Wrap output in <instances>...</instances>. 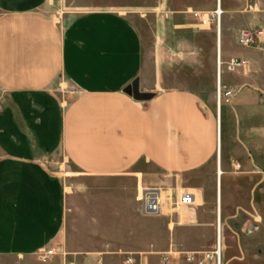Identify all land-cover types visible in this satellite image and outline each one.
Wrapping results in <instances>:
<instances>
[{
    "label": "crops",
    "instance_id": "crops-1",
    "mask_svg": "<svg viewBox=\"0 0 264 264\" xmlns=\"http://www.w3.org/2000/svg\"><path fill=\"white\" fill-rule=\"evenodd\" d=\"M53 2L0 0V257L27 259L64 241L66 172L96 180L131 174L140 190L172 186L176 194L187 178L210 166L217 191L218 164L223 191V176L231 173L223 153L253 169L245 153L251 157L257 150L253 137L259 130L250 122L264 117V43L242 48L239 34L264 29V0H186L179 7L172 0L168 28L155 27L150 40L140 27L144 20L123 9H93L63 19L53 14ZM218 8L219 36L215 24L205 29L192 15ZM228 31L236 38L230 44ZM197 35L203 45L194 40ZM170 38L172 59L177 45L188 57L172 70L166 58ZM210 45L215 97L194 89L193 76L185 72L202 63ZM232 59L246 64L229 72ZM62 80L71 90L65 97L57 91ZM219 81L235 91L220 106ZM135 82L150 100L125 93ZM141 165L152 171H141ZM195 195L193 207L203 201ZM188 210L195 223L200 212ZM94 255V264L99 259L105 264L106 253ZM128 255L133 264H151V254Z\"/></svg>",
    "mask_w": 264,
    "mask_h": 264
},
{
    "label": "rangeland",
    "instance_id": "rangeland-1",
    "mask_svg": "<svg viewBox=\"0 0 264 264\" xmlns=\"http://www.w3.org/2000/svg\"><path fill=\"white\" fill-rule=\"evenodd\" d=\"M187 1L200 4L205 0ZM184 2L186 0H174L178 7ZM51 8L55 16L63 19L66 14L93 9H123L134 15L135 19L144 20V25L141 22L140 27L146 31L149 40L151 30L155 27L167 29L169 17H172V0H54ZM63 19L62 25L65 24ZM229 24L231 27L234 25L232 20ZM168 33L172 36L171 32ZM171 38L166 58L172 70V64L177 68V64L188 57L181 45H177L178 55L172 59ZM194 40L198 45L205 42L200 35ZM234 41V33L228 31L225 42L230 44ZM211 45L208 53L203 54L202 63H195L197 67L189 71L191 74L185 72L187 76H193L189 83L194 89L215 97V57ZM57 91L65 97L70 95L71 90L62 80ZM249 125L259 130L258 137H253L257 140L256 153L251 157L245 153L253 169L247 165L237 166L223 153V162L230 167L231 173L223 176L221 240L217 216L213 214L215 209L217 214V191L213 189L216 176L212 174V166L201 174L187 178L179 192L188 191L199 195V198L202 195L203 201L199 200L192 207L193 211L200 212L195 223L190 222L189 208L170 205L161 217H142L139 211L142 184L135 175L96 180L78 178L66 172L70 199L64 241L27 259L0 257V264H64L65 260L94 264L96 253L107 254L105 264H125V255L140 253L151 254L148 255L149 262L160 264L161 256L171 252L174 253L172 264H186L184 253L213 251L218 239L223 248V264H264V117L258 116ZM244 140L248 141V137L244 136ZM139 169L147 173L152 171L146 165H141ZM224 171H227L226 168ZM149 178L152 179L151 176ZM165 188L172 194V186Z\"/></svg>",
    "mask_w": 264,
    "mask_h": 264
},
{
    "label": "built area",
    "instance_id": "built-area-1",
    "mask_svg": "<svg viewBox=\"0 0 264 264\" xmlns=\"http://www.w3.org/2000/svg\"><path fill=\"white\" fill-rule=\"evenodd\" d=\"M193 17L197 19L199 25L205 29H209L215 24L216 30L220 28L222 12L218 8L212 13L193 12ZM264 43V29H245L239 34V45L242 48H252ZM246 63L238 59H232L227 70L234 72L237 68L244 66ZM220 68V65L218 66ZM235 96V91L218 82L217 86V102L220 106L221 101L229 103ZM140 214L144 218H156L163 216L167 206L191 208L196 204V195L185 191L180 194H169L166 189L144 187L139 193ZM174 253H167L161 256L160 264H172ZM184 262L186 264H223V248L220 242L217 243L213 251L189 252L184 253ZM127 263L133 264L134 259L131 255H127ZM103 260L99 259L98 264H102ZM64 264H76L74 261L65 260ZM148 264V263H145Z\"/></svg>",
    "mask_w": 264,
    "mask_h": 264
},
{
    "label": "bare ground",
    "instance_id": "bare-ground-1",
    "mask_svg": "<svg viewBox=\"0 0 264 264\" xmlns=\"http://www.w3.org/2000/svg\"><path fill=\"white\" fill-rule=\"evenodd\" d=\"M221 1V0H220ZM218 32V36L220 35V32H221V26L219 28V30H217ZM218 172H217V227H218V235L220 236V240H221V232H222V229H221V226H222V183H221V179H222V175H223V171L221 169V164H218ZM67 193H70V189H67ZM218 242L219 239H218ZM217 242V243H218ZM221 244V242H220Z\"/></svg>",
    "mask_w": 264,
    "mask_h": 264
},
{
    "label": "water",
    "instance_id": "water-1",
    "mask_svg": "<svg viewBox=\"0 0 264 264\" xmlns=\"http://www.w3.org/2000/svg\"><path fill=\"white\" fill-rule=\"evenodd\" d=\"M125 93L127 95H129L130 97H133L134 100L140 101V102L148 101V100H150L152 98V96L140 94L139 89H138V83L137 82H135L134 84H132L131 86H129L126 89Z\"/></svg>",
    "mask_w": 264,
    "mask_h": 264
}]
</instances>
